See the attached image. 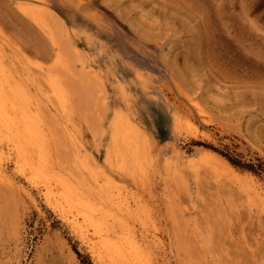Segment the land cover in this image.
<instances>
[{"label": "rangeland", "instance_id": "1", "mask_svg": "<svg viewBox=\"0 0 264 264\" xmlns=\"http://www.w3.org/2000/svg\"><path fill=\"white\" fill-rule=\"evenodd\" d=\"M23 2L46 5L62 21L46 13L34 22ZM1 44L7 63L30 75L29 91L55 128L45 124L58 129L56 170L83 172L93 189L111 180L105 191L115 199L106 208L121 216L113 229L141 238L150 264H264V208L254 192L264 196V0H0ZM44 71L58 73L65 109ZM117 113L150 134L154 164L129 172L106 163ZM173 114L183 120L178 127ZM0 155L13 176L0 178V264H99L41 190L15 172L6 143Z\"/></svg>", "mask_w": 264, "mask_h": 264}, {"label": "bare ground", "instance_id": "2", "mask_svg": "<svg viewBox=\"0 0 264 264\" xmlns=\"http://www.w3.org/2000/svg\"><path fill=\"white\" fill-rule=\"evenodd\" d=\"M36 2H38V1H36ZM17 5H18V3H17ZM21 8H22L21 10H24L28 15H30V16H28L29 18H34V20H33L34 22H35V19L36 20L39 19L38 21H40V20L42 21L43 19H41V18L46 13H48L47 16L49 14H52L54 21H59V20L62 21V18L59 15V13H57L52 8L47 7L46 5H43L40 3H33V4L30 3L29 4L27 2H23V3H21ZM47 16H44V17H47ZM49 17H50V19L52 18L51 16H49ZM45 20H47V19H45ZM43 23L45 24V21H43ZM50 27H49V29L51 30L52 27L51 28ZM39 28H41V27L39 26ZM44 31H45V29H44ZM2 33H3V31H2ZM49 35H51V34H49ZM3 36L6 37L5 35H3ZM3 36H1V37H3ZM51 37H52V35H51ZM7 40H5V41H7ZM52 40H54L53 37H52ZM1 43H2V40H1ZM6 43L8 44V42H6ZM10 46H11V44H10ZM1 47L3 48L2 44L0 46V147L3 143H6L7 147L10 149V152L11 151L14 152V159L13 160L16 163L15 172L18 174L20 173V175H22L32 187H36L39 190H41L45 203L47 205H49L50 207H52L53 209H55L56 211L60 212V214H62V216L65 217V220H67L68 223L73 227L75 232H77L79 234L81 239L89 244L91 249L90 248H88V249L93 251L95 257L97 258V260L101 264H150V255L148 254V250H147L148 248L144 246V241L141 238L137 237V235H135L133 232H132V234L128 235L127 233H129V232H127V233L124 232L126 230V228L124 231L122 230V232L119 231V233L121 232V234L115 233L116 230L113 229L114 224L116 223V221L120 220L121 216H119V214H117V212H116V214H113L114 212L112 210H111L112 213H111V211L109 213L108 209L106 208V205H108L110 203V201H113L115 199V198L111 199L112 196L110 197L108 194H106L107 191H105L107 189L106 187H112V184H113L112 181L107 179L106 181H104L103 184L99 183L97 185V189L99 190L100 194H97V192H98L97 189L91 188V187H93V185H92L93 183L92 184L89 183L90 182L89 177L87 178L85 175L83 176V172H81L82 173L81 175L80 174L75 175L76 171L72 170V173L74 171V174L71 173L72 175H68V174L65 175L64 174L65 172H63L64 170L62 171V173L59 172L58 170H56L58 166L55 165L56 161L54 162L53 156H54V158H56L58 155L56 157H55V155H53V152H54L53 151V146H54L53 144L56 142L54 137L57 135L60 137V135L59 134L55 135V134H53V132L57 133V131H58L57 128L59 126H63V124L61 123V125H59V126L57 125L58 126L56 128L57 131L56 130H54V131L50 130L51 129L50 127L55 128V126L52 125L54 123L51 124V122H49L48 120H46V119L44 120L43 114H45V113H42V111H41V108H42L41 102L42 101L40 100V97L38 95H36L35 93H32L31 91H29L30 75L26 76V75H24L23 72H22L23 73L22 74V73H19L18 71H15L13 68L16 69V66L13 64V67H12L10 65L11 63L10 64L7 63V62H9V60H8L9 58H7L8 61L5 60V54H4ZM17 48H19V46H16L15 49H17ZM19 49H21V48H19ZM13 50H14V48H13ZM20 51H24V50L22 49ZM77 52L81 53L80 51H77ZM79 53H78V55H79ZM17 54H18V56L20 55L18 53V50H17ZM55 54H57V52H55ZM6 56H7V54H6ZM28 57H26V58H28ZM56 57L57 56H55V58ZM61 57H63V56L61 55ZM20 58L22 59V57H20ZM16 59H18V57ZM57 59H60V57L59 58L57 57ZM57 59H56V61H58ZM61 59H63V58H61ZM33 60H35V59H33ZM59 61H58V63L60 64L61 62H59ZM18 62H19V60H18ZM32 62H35V61H32ZM38 63H42V62H39V60H38ZM27 64H28V62H27ZM39 65H37L36 67H40ZM49 66H50V68H52V67L57 68L56 66L51 67V65H48L47 68H49ZM51 70L53 71V68ZM47 72H45V74H47ZM45 74H43V75H45ZM48 74H47V78L46 77L45 78H46L47 82L49 83L47 85L52 87V90L50 87H48V88H50V90L52 92L51 96L57 100L58 105L61 108L65 109L66 104H67V98L65 95L64 85L62 84L59 76L57 75L58 73L56 74V73L52 72V73H48ZM32 75H33V73H32ZM43 75H42V77H43ZM61 75L62 74H60V77H61ZM35 76H36V74H35ZM42 77L39 79H42ZM63 82L65 83V81H63ZM42 83H45L44 80ZM42 86H43V84H42ZM65 87H67V86L65 85ZM42 88H44V87H42ZM68 91H69V89H68ZM46 93H47V91H46ZM47 95H48V93H47ZM51 96H49L50 99H51ZM70 96H71V94H70ZM55 99H53V100H55ZM55 101H53V102H55ZM72 102H73V100H72ZM52 104L54 105V103H52ZM68 108L71 109L70 107H68ZM44 109H47V108H44ZM49 112H51V111H49ZM54 112H56V111H54ZM46 115H48V114H46ZM121 116L122 115H119L117 113V117L114 119V121L112 123L113 130L111 133L110 143H111L113 149H112V151L107 150V154L105 157L106 163L109 164L111 167L113 166L115 168H119L121 170L129 171V172H131L134 169L140 170L147 165L151 166L154 158L151 156V153H150V151H151L150 149H151V145H152V139H151L150 134L145 129L139 127L138 125H136L134 123H132L131 120L129 119V117H126L125 120H121L122 119ZM44 117H46V116H44ZM58 117L59 116L57 115L56 119H59ZM173 119H174L173 120L174 125L176 127H178L181 124V122L183 121L180 118L179 114H175V115L173 114ZM54 121H56V120H54ZM186 121H188L189 126L192 129L197 128L193 122H190L187 119H186ZM45 122L48 123L50 125V127L47 124H45ZM55 123L57 124V122H55ZM63 128H64V126H63ZM63 128H62V133H60V134H63ZM64 129L67 130L66 128H64ZM59 131L61 132L60 129H59ZM68 131H69V129H68ZM78 131H77V133H78ZM66 133L68 134V132L65 131L64 134H66ZM72 134L71 133L68 134V138L64 139V140L70 141L71 139L70 140H68V139L72 138V136H71ZM69 135H70V137H69ZM59 137H57V138H59ZM61 137H63V136H61ZM65 137H63V138H65ZM60 139H62V138H60ZM77 139L78 138H76V140ZM73 140H74V142L72 141V143H75V139H73ZM79 140L80 139H78V141ZM60 142H61V140H60ZM60 142H59V144H60ZM62 142H65V141H63V139H62ZM67 143H69L70 146L72 145V143H70V142H67ZM79 143H81V142H79ZM66 145L68 146V144H66ZM62 146H61V148H62ZM80 146H83V145L80 144ZM68 147L67 148L64 147V149L65 148L68 149ZM72 148H73V146H72ZM11 149H13V150H11ZM75 150H77V148ZM55 151H56V149H55ZM61 151H63V150H61ZM205 151H207V150H205ZM60 153L61 152H59L58 154H60ZM87 153H89V152H87ZM71 154H73V153H71ZM114 155L116 156L117 159H119V161L117 163H115L116 159H115V161L113 159H111V157ZM205 155H207V154H205ZM59 156H62V155L60 154ZM74 156H76V153ZM71 157H73V155ZM176 158H178V157H176ZM205 158H206V156H205ZM56 159H60V158H56ZM73 159H74V157H73ZM211 159L213 160V158H211ZM68 160H72V159H70V157H69ZM74 160H73V162H70V165H71V163L72 164L74 163ZM93 160H95V159H93ZM66 161L67 160L65 159V162ZM176 161H178V159ZM181 161H182V159H181ZM184 161L185 160H183L182 163ZM201 161H202V159H201ZM219 162L224 165L225 169L227 168L228 170L232 171V173L230 172V174H233V172H234V174L237 173V171H235L236 169L234 171L231 170L233 168L227 162L222 161L220 159H219ZM64 163H62V164H64ZM81 163H82V165H84V169L88 170L87 172H90L88 174H91L92 169L90 171V168H91L90 166H92V164L89 166V164L91 162H89L88 165H86V161L81 160ZM182 163H179V164H182ZM185 165H186V163L184 162V164H182V166H185ZM93 166H94V164H93ZM67 167H68V165H67ZM71 167H72V165H71ZM71 167H68V168H71ZM99 167H97V168L99 169ZM75 168L78 169L77 166ZM211 168L213 169V167H211ZM225 169L223 168V171ZM78 170H81V169H78ZM216 171H217V169H216ZM221 171L222 170H220V172ZM66 172H67V170H66ZM98 172L101 173V175L102 174L104 175L105 170L102 167L101 170L100 169L98 170ZM225 173H227V172H225ZM225 173H224V175H225ZM88 174H87V176H88ZM98 175L99 174H97L95 177L96 180H98L97 178H99V176H100V175L99 176ZM209 175H211V174H209ZM224 175H223V177H224ZM211 176H213V175H211ZM221 176H220V178H221ZM227 177H228V175H227ZM227 177H226V179H227ZM236 177H238V176L236 175L235 178ZM0 178L3 180H6V182L12 181V178H13V176L7 172L6 166L4 165V162H3V159L1 158V155H0ZM232 179L234 181H236V179H234V178H232ZM238 179L239 178H237V181H238ZM230 180H231V178H230ZM101 181H103V179ZM252 181L254 182V180H252ZM119 184L121 185V182ZM90 185H91V187H89ZM7 186H11V185H7ZM11 189H12V191L14 190L13 188H11ZM120 190H123V188L122 189L120 188ZM111 191H110V193H111ZM126 191H125V193H126ZM123 192L121 194H125ZM254 192L256 195H258L261 198L262 206L264 208V196H263L262 190L260 188H255ZM15 193H17V192H15ZM101 193H104L103 196ZM30 194H32V193H30ZM128 194H130V193H127V196H128ZM249 194L251 196V193H249ZM249 194H247V195L249 196ZM131 195H133V193ZM35 196H36V194H35ZM119 196L121 197L120 192H119ZM124 197H126V196H124ZM136 198H138V197H136ZM120 199H122V198H120ZM125 199H127V198H125ZM107 201H109V202L106 203ZM124 203H126V202H124ZM131 203H132V201H131ZM130 205H131L130 207H132V204H130ZM257 205H259V204H257ZM127 207H128V204H127ZM135 207H136V205H135ZM259 207H258V209H259ZM125 209L126 208H124L123 210H125ZM182 209H178V210H181V212L179 211L180 214L183 213ZM131 210H132L131 212L136 211L135 209L133 210V207ZM186 212L187 211H185L184 213H186ZM132 214L134 215L135 212ZM178 214H177V217L180 216ZM187 215H189V214H187ZM115 227H116V225H115ZM69 228H70V226H69ZM122 229H124V228H122ZM123 232H124V234H123ZM93 253H91V255H93ZM95 257H93V258H95ZM151 261H153V260H151ZM96 264H97V262H96ZM151 264H152V262H151Z\"/></svg>", "mask_w": 264, "mask_h": 264}]
</instances>
